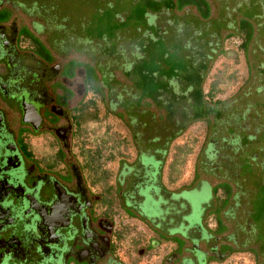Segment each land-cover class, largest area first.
Wrapping results in <instances>:
<instances>
[{
    "label": "rangeland",
    "instance_id": "obj_1",
    "mask_svg": "<svg viewBox=\"0 0 264 264\" xmlns=\"http://www.w3.org/2000/svg\"><path fill=\"white\" fill-rule=\"evenodd\" d=\"M37 2L52 11L54 24L62 23L52 37L61 38L64 73L82 70L88 78L90 168L109 172L113 184L121 161L137 159L138 141L145 154L167 152L164 180L177 191L168 196L176 201L167 202L164 228H149L145 210H127L125 219H138L152 234V245L166 242V254L174 251L168 259L177 262L185 244L180 234L190 227L189 212H178L189 206L193 220L200 219L213 192L205 181L182 188L204 172L218 187L216 205L224 206L229 196L223 181L232 188L229 205L219 213L222 226L217 228L216 215L208 217L216 234L231 235L230 253L210 264H264V0H210L212 15L198 0ZM248 26L256 29L247 50L241 36L226 37ZM213 135L225 137L220 153L228 171L222 176L203 170Z\"/></svg>",
    "mask_w": 264,
    "mask_h": 264
},
{
    "label": "flooded vegetation",
    "instance_id": "obj_2",
    "mask_svg": "<svg viewBox=\"0 0 264 264\" xmlns=\"http://www.w3.org/2000/svg\"><path fill=\"white\" fill-rule=\"evenodd\" d=\"M61 25L37 0H0V264H210L227 258L232 237L216 234L208 217L216 215L221 227L219 213L230 200L216 205L217 186L204 172L192 188L207 182L213 187L211 203L203 205L200 219L193 220L189 206L178 212H189L190 227L177 233L185 239L177 262L168 259L174 251L147 255L146 245L140 247L129 236L131 228L121 225L123 208L145 210L149 228H164L167 202L176 201L168 197L175 190L162 175L167 152L143 150L132 163L121 161L113 184L109 172L89 169L88 78L82 70L64 73L67 56L57 45L61 38L52 37ZM255 29L247 44L239 29L226 37L241 36L247 50ZM221 138H210L203 161L205 172L220 176L228 171ZM123 240L128 244L121 255Z\"/></svg>",
    "mask_w": 264,
    "mask_h": 264
},
{
    "label": "crops",
    "instance_id": "obj_3",
    "mask_svg": "<svg viewBox=\"0 0 264 264\" xmlns=\"http://www.w3.org/2000/svg\"><path fill=\"white\" fill-rule=\"evenodd\" d=\"M140 140V139H139ZM119 143V142H118ZM139 146V147H138ZM137 147H138V156H139V154L141 153V151H145L146 152V148H144V147H142L140 144H139V141H138V145H137ZM148 151H151L150 149L148 150L147 149V152ZM153 152V151H152ZM149 153V152H148ZM88 159H90V156H89V158ZM91 166V165H90ZM89 169H91V168H89ZM120 169V168H119ZM101 173V172H100ZM166 174V172H165V170L163 169V173H162V175H163V180H164V175ZM167 181L166 180H164V183L166 184V186L167 187H169V189L171 190H175L176 191V189H174V188H171V186H169L167 183H166ZM214 184V183H213ZM194 186V185H193ZM189 188H192V187H188V188H182L183 190L184 189H189ZM182 189H180V190H178V191H181ZM119 214H120V216H121V219H120V221H121V225H126V226H129L131 229L129 230V236L130 237H135V238H137V244L141 247V246H143V245H146V247L145 248H147V252H146V254L147 255H152L153 253L155 254V252H153V250H158V249H160L159 251L160 252H164V254H166V247H167V243L165 242L163 245H161L162 246V248L161 247H158V246H154V245H152L150 242H147L148 240H149V237H150V239L152 240L153 239V237H152V234H149V230L137 219V220H133L132 218H130V220H126L125 218L127 217L126 216V213H125V210L123 209V208H120V210H119ZM128 217H130V216H128ZM129 223L128 225L126 224V223ZM149 231V232H148ZM140 235L144 238V244H143V241L140 239ZM126 239V238H125ZM141 243V244H140ZM127 244L128 243H126V241L125 240H123L122 241V243H121V245H120V253H121V255H122V251L124 250V249H126V246H127ZM126 245V246H125ZM163 246H164V248H163ZM150 249H152V250H150ZM146 258V257H145ZM145 258H143L142 260H145ZM152 264H154V261L152 262Z\"/></svg>",
    "mask_w": 264,
    "mask_h": 264
},
{
    "label": "trees",
    "instance_id": "obj_4",
    "mask_svg": "<svg viewBox=\"0 0 264 264\" xmlns=\"http://www.w3.org/2000/svg\"><path fill=\"white\" fill-rule=\"evenodd\" d=\"M179 1H182V0H179ZM198 2H199V4L202 6V8L203 7H205L206 9H207V13H208V15L209 14H211V12H210V5L207 3V0H198ZM200 6V7H201ZM241 31H243L244 33L246 32V40H245V43L247 44V42L250 40V38L252 37V29H251V27H246V30L245 29H243V30H241ZM214 95H213V99H214ZM225 184L224 183H222L221 184V186L224 188L225 186H224ZM224 191H225V193H226V195H229L228 197H226L224 200H223V202H222V204L223 205H225V203H227L228 201H229V199H230V196H231V193H232V188H224ZM217 192H218V187H216V189H215V193L217 194ZM215 194V195H216Z\"/></svg>",
    "mask_w": 264,
    "mask_h": 264
}]
</instances>
